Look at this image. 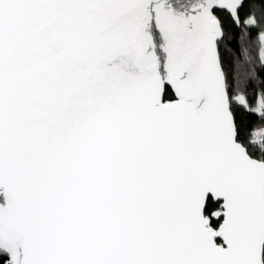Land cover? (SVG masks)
<instances>
[{"label": "snow or ice", "instance_id": "obj_1", "mask_svg": "<svg viewBox=\"0 0 264 264\" xmlns=\"http://www.w3.org/2000/svg\"><path fill=\"white\" fill-rule=\"evenodd\" d=\"M257 64L264 0H0V264H264Z\"/></svg>", "mask_w": 264, "mask_h": 264}, {"label": "trees", "instance_id": "obj_2", "mask_svg": "<svg viewBox=\"0 0 264 264\" xmlns=\"http://www.w3.org/2000/svg\"><path fill=\"white\" fill-rule=\"evenodd\" d=\"M256 72H257V75L264 77V69H261L258 64L256 66ZM244 118L249 122V127H252L254 124L260 123V121L258 120V117H254L252 115H247Z\"/></svg>", "mask_w": 264, "mask_h": 264}, {"label": "rangeland", "instance_id": "obj_3", "mask_svg": "<svg viewBox=\"0 0 264 264\" xmlns=\"http://www.w3.org/2000/svg\"><path fill=\"white\" fill-rule=\"evenodd\" d=\"M252 116L257 117L256 115H252Z\"/></svg>", "mask_w": 264, "mask_h": 264}]
</instances>
